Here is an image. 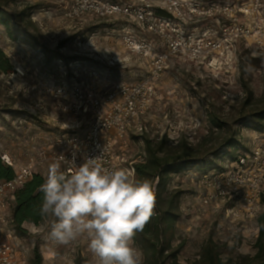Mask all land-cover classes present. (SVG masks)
I'll return each instance as SVG.
<instances>
[{
  "label": "rangeland",
  "instance_id": "1",
  "mask_svg": "<svg viewBox=\"0 0 264 264\" xmlns=\"http://www.w3.org/2000/svg\"><path fill=\"white\" fill-rule=\"evenodd\" d=\"M200 1L211 13L197 25L228 27L226 37L235 52H225V56L232 58L234 67L213 71L172 58L153 80L152 60L131 55L121 32L130 28L143 38L153 36L126 18L88 15L72 19L67 16L72 0H0V6L13 14L34 7L31 18L42 42L64 56L50 60L20 37L23 31L13 37L0 24V63L12 68L7 72L0 65V151L23 164L53 139L71 132L66 126L74 122L83 129L90 126V114L76 121L64 111L68 100L57 96L63 82L93 84L106 91L114 84L136 83L150 75L144 81L154 91L148 92V105L139 119L145 129L130 132L118 145L121 167L130 168L145 159L146 139L166 138L172 147L192 146L207 153L211 162L207 170L198 167L172 175L164 192L171 196L183 191L172 239L180 253L176 260L167 257L166 264H192L210 243L223 258L254 255L258 217L264 210V132L253 121L239 123L245 112L264 104V0ZM214 120L225 122V127H216ZM233 132L238 133L239 146L212 155L222 138ZM242 158L245 167L237 168ZM230 170L243 182L241 188L227 183L226 195L211 199L215 192L205 185L204 177L223 176ZM43 174L46 177L47 169ZM53 220L49 216L39 226L24 224L28 232L19 240L22 264H94L85 238L68 245L50 240ZM135 245L143 254V264H155L151 252L136 241Z\"/></svg>",
  "mask_w": 264,
  "mask_h": 264
},
{
  "label": "built area",
  "instance_id": "2",
  "mask_svg": "<svg viewBox=\"0 0 264 264\" xmlns=\"http://www.w3.org/2000/svg\"><path fill=\"white\" fill-rule=\"evenodd\" d=\"M209 13L211 10L200 0H72L67 16L72 19L88 15L101 19L122 17L136 24L139 31L153 38H143L135 30L124 28L122 40L131 55L152 60L151 72L157 77L172 58L213 71L235 65L232 58L225 56V52H235L226 37L228 27L215 29L197 25ZM152 91L154 87L147 86L144 80L114 84L106 91L95 89L93 84L63 82L58 86L57 96L68 100L64 111L72 114L76 121L90 114V126L83 129L78 122L66 126L71 132L53 139L38 156L30 155L23 164L8 152L0 151V160L14 169L11 179H0V264H22L21 237L17 234L12 211L16 192L36 174L44 175L43 171L53 162L59 163L62 171H68L69 161L74 160L79 166L86 157H100L99 162L105 167H121L117 147L130 132L144 131L139 119L148 105V92ZM245 162V158L239 160L237 168L245 167ZM131 165L127 169L136 178L135 165ZM234 171L204 177L205 185L215 192L211 199L224 197L228 184L241 188L243 182L234 178Z\"/></svg>",
  "mask_w": 264,
  "mask_h": 264
},
{
  "label": "clouds",
  "instance_id": "3",
  "mask_svg": "<svg viewBox=\"0 0 264 264\" xmlns=\"http://www.w3.org/2000/svg\"><path fill=\"white\" fill-rule=\"evenodd\" d=\"M99 161L86 157L79 166L69 161L68 171L50 163L39 186V215L54 218L49 232L54 244L85 238L94 264H143L134 237L154 215V185L127 168H109Z\"/></svg>",
  "mask_w": 264,
  "mask_h": 264
},
{
  "label": "trees",
  "instance_id": "4",
  "mask_svg": "<svg viewBox=\"0 0 264 264\" xmlns=\"http://www.w3.org/2000/svg\"><path fill=\"white\" fill-rule=\"evenodd\" d=\"M33 9L34 7L32 6L25 7L17 14H13L0 6V24L13 37H16L18 32L23 31L20 37L27 39L29 43L44 54H48L50 60L63 56V54L52 52L54 50H49L42 42L38 34V26L31 18ZM0 65L5 68L4 64L0 63ZM11 69L5 68L7 72H11ZM250 121L255 122L257 129L264 132V104L256 110L245 112L239 123L248 125V123H251ZM214 123L218 128L225 127V122L223 121L214 120ZM239 141L237 132L223 137L214 148L216 151L212 152V155L217 156L223 150L238 147ZM167 142L166 138H161L159 141L146 139L145 159L135 165L137 179H150L153 185L156 182L154 215L146 225L144 231L137 233L134 237L137 244L145 252H151L155 264H166L165 259L167 257H173L176 260L180 253V249L172 246V239L175 222L179 217L178 201L183 195V191H177L171 196H164L172 175L191 168L203 167L205 170L211 164L206 159L207 153L198 152L192 146L172 147ZM13 175L14 169L5 165L0 160V179H11ZM44 179V175L36 174L16 192L13 221L17 234L20 237H23L28 232L24 227L25 223L39 226L46 219V217L40 216L38 212V207L43 197V194L39 191V186L44 182ZM262 202L264 205V196ZM258 223L259 233L255 242L256 252L254 255L241 256L239 259L223 258L216 246L210 243L203 247L200 252V258L192 264H264V210L258 217Z\"/></svg>",
  "mask_w": 264,
  "mask_h": 264
},
{
  "label": "flooded vegetation",
  "instance_id": "5",
  "mask_svg": "<svg viewBox=\"0 0 264 264\" xmlns=\"http://www.w3.org/2000/svg\"><path fill=\"white\" fill-rule=\"evenodd\" d=\"M150 75H153L152 72H151V70H150ZM150 75H148L146 78L150 77ZM152 77H153L154 79L158 78V77H156V76H152ZM146 78H144V79H146ZM144 79H143V80H144ZM143 80H140V81H143ZM140 81H139V82H140Z\"/></svg>",
  "mask_w": 264,
  "mask_h": 264
}]
</instances>
